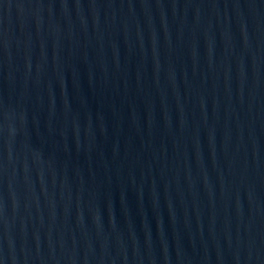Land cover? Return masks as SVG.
Here are the masks:
<instances>
[{
  "label": "water",
  "instance_id": "1",
  "mask_svg": "<svg viewBox=\"0 0 264 264\" xmlns=\"http://www.w3.org/2000/svg\"><path fill=\"white\" fill-rule=\"evenodd\" d=\"M0 264H264V0H0Z\"/></svg>",
  "mask_w": 264,
  "mask_h": 264
}]
</instances>
